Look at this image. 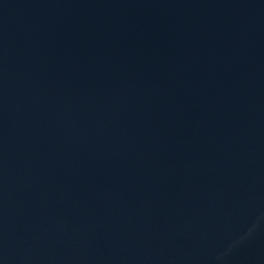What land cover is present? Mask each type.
Segmentation results:
<instances>
[{"label":"water","instance_id":"1","mask_svg":"<svg viewBox=\"0 0 264 264\" xmlns=\"http://www.w3.org/2000/svg\"><path fill=\"white\" fill-rule=\"evenodd\" d=\"M0 264H264V0H0Z\"/></svg>","mask_w":264,"mask_h":264}]
</instances>
